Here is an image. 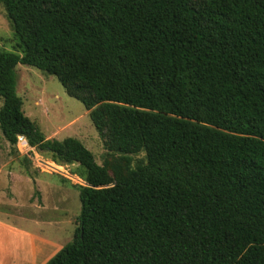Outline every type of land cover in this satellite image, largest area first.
Returning a JSON list of instances; mask_svg holds the SVG:
<instances>
[{"label": "trees", "instance_id": "1", "mask_svg": "<svg viewBox=\"0 0 264 264\" xmlns=\"http://www.w3.org/2000/svg\"><path fill=\"white\" fill-rule=\"evenodd\" d=\"M0 4L21 51H0L2 134L83 166L88 184L45 264H264V0ZM18 64L55 76L105 120L111 151L146 162L110 173L77 138H45Z\"/></svg>", "mask_w": 264, "mask_h": 264}, {"label": "rangeland", "instance_id": "2", "mask_svg": "<svg viewBox=\"0 0 264 264\" xmlns=\"http://www.w3.org/2000/svg\"><path fill=\"white\" fill-rule=\"evenodd\" d=\"M0 51L21 52L18 37L1 4ZM15 74L21 110L45 138H77L92 153L95 162L105 166L110 173L116 171L124 176L127 169L146 162L143 151L130 155L111 151L105 120L103 119L101 129H96L89 114L92 109H85L80 101L70 96L55 76L23 64L15 67ZM1 105L0 97V107ZM98 106L99 104L95 107ZM22 138H18L17 143L12 146L0 129V183H7L5 187L8 198L23 214L13 221L30 230L42 226L38 217H32L31 213L37 214L40 208L52 206L61 199V205L70 210L69 218H63L68 223L63 233L70 242L74 234V225L71 227L70 222L73 223L74 217L80 213L78 185L85 183L81 179L85 168L77 163H56L49 152L30 146L25 137ZM8 175L11 183L7 182Z\"/></svg>", "mask_w": 264, "mask_h": 264}, {"label": "crops", "instance_id": "3", "mask_svg": "<svg viewBox=\"0 0 264 264\" xmlns=\"http://www.w3.org/2000/svg\"><path fill=\"white\" fill-rule=\"evenodd\" d=\"M6 178L11 183L10 175ZM6 185L0 183V264H45L69 243L64 235L68 223L63 218H69L70 210L62 206V200L58 199L52 206L40 208L37 214L31 213L32 217H38L42 226L34 227L35 230L24 228L13 221L23 214L8 198ZM76 218L73 223L70 222L74 229Z\"/></svg>", "mask_w": 264, "mask_h": 264}, {"label": "built area", "instance_id": "4", "mask_svg": "<svg viewBox=\"0 0 264 264\" xmlns=\"http://www.w3.org/2000/svg\"><path fill=\"white\" fill-rule=\"evenodd\" d=\"M18 138H19V139H23L22 136H19Z\"/></svg>", "mask_w": 264, "mask_h": 264}, {"label": "water", "instance_id": "5", "mask_svg": "<svg viewBox=\"0 0 264 264\" xmlns=\"http://www.w3.org/2000/svg\"><path fill=\"white\" fill-rule=\"evenodd\" d=\"M85 186H88V184L84 183Z\"/></svg>", "mask_w": 264, "mask_h": 264}]
</instances>
